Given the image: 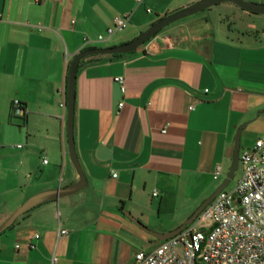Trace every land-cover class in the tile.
Here are the masks:
<instances>
[{
	"label": "crops",
	"instance_id": "1",
	"mask_svg": "<svg viewBox=\"0 0 264 264\" xmlns=\"http://www.w3.org/2000/svg\"><path fill=\"white\" fill-rule=\"evenodd\" d=\"M196 1L0 0V224L29 197L78 181L67 150L66 76L82 40L128 15L127 35L112 46L128 42ZM242 125L239 146L264 133V15L221 3L132 53L81 60L73 141L85 186L0 233V264H51L52 256L53 264H131L136 251L157 246L148 231L174 230L215 190Z\"/></svg>",
	"mask_w": 264,
	"mask_h": 264
},
{
	"label": "built area",
	"instance_id": "2",
	"mask_svg": "<svg viewBox=\"0 0 264 264\" xmlns=\"http://www.w3.org/2000/svg\"><path fill=\"white\" fill-rule=\"evenodd\" d=\"M135 2L139 5L142 0ZM128 18V15L113 17L111 25L95 41L82 40L83 49L91 48L95 42H108L126 29ZM113 81L124 94V78L116 76ZM121 106L119 103L118 108ZM12 109L14 114L22 115L23 107L18 100L12 101ZM164 132L162 129L161 133ZM238 165L241 176L234 187L221 190L197 219L175 236L158 242L152 250L136 251L131 264H264V133L238 155ZM219 174L217 168L213 179ZM64 234L65 230L58 231L59 236ZM38 238L33 235L27 247L33 249ZM55 260L52 256L50 263Z\"/></svg>",
	"mask_w": 264,
	"mask_h": 264
},
{
	"label": "water",
	"instance_id": "3",
	"mask_svg": "<svg viewBox=\"0 0 264 264\" xmlns=\"http://www.w3.org/2000/svg\"><path fill=\"white\" fill-rule=\"evenodd\" d=\"M221 3H231L237 6L239 9L250 12L253 14H261L264 15V4L262 3H253V2H246L243 0H198L185 8L179 9L175 12H172L154 23L150 24L145 30L140 32L138 36L134 39L116 45V46H109V47H91L84 49L77 53L73 59L70 61L67 69V76H66V141H67V150L70 162L74 167L76 174L78 175V181L74 184L66 186L64 188H57L55 190H47L35 194L29 197L26 201H24L19 207H17L3 222L0 224V233L5 231L9 228L15 220L22 216L23 214L30 211L32 208L50 200H55L60 197L69 196L80 191L85 186V179L78 163L75 149H74V141H73V111H74V95H75V77L76 71L78 68V64L81 60L86 59L88 57L93 56H113V55H126L132 53L141 45H143L147 40L152 38L155 34H157L161 29L167 27L168 25L175 23L181 19L190 17L195 15L199 12H202L208 8L216 6ZM243 125L240 126L234 138V148L233 154L231 157L230 165L227 168V172L224 176L222 182L215 188V190L206 197L200 205L194 210V212L183 221V223L164 234L154 233L148 231L146 228L142 227L146 231H148L158 242L165 241L181 230H183L187 225H191L201 213V211L207 207L211 201L216 197V195L223 190L233 178L234 172L238 168V151H239V143H240V134L242 131ZM125 215L134 221L136 224H139L134 218L130 216V214L125 213ZM140 225V224H139Z\"/></svg>",
	"mask_w": 264,
	"mask_h": 264
},
{
	"label": "rangeland",
	"instance_id": "4",
	"mask_svg": "<svg viewBox=\"0 0 264 264\" xmlns=\"http://www.w3.org/2000/svg\"><path fill=\"white\" fill-rule=\"evenodd\" d=\"M126 35H127V31H124L121 34L118 33L114 35L111 41L108 42L106 45L107 46L115 45L116 43H118L117 42L118 40H123ZM257 135L259 136L260 134H257ZM257 135L254 133H251V136L249 135L246 139L242 140V143L239 146L238 155H240L244 150L248 149L249 147L253 145L255 139L258 137ZM240 176H241V167L240 165H238V168L234 172L233 178L230 180L229 184L226 186V189L234 187L237 181L240 179ZM223 179H224V176L219 177V179L215 182V187H217L222 182Z\"/></svg>",
	"mask_w": 264,
	"mask_h": 264
},
{
	"label": "trees",
	"instance_id": "5",
	"mask_svg": "<svg viewBox=\"0 0 264 264\" xmlns=\"http://www.w3.org/2000/svg\"><path fill=\"white\" fill-rule=\"evenodd\" d=\"M120 56H123V55H113V56H109L110 58H117V57H120Z\"/></svg>",
	"mask_w": 264,
	"mask_h": 264
}]
</instances>
